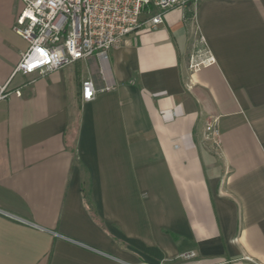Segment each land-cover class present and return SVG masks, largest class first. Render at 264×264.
Wrapping results in <instances>:
<instances>
[{"label": "crops", "instance_id": "obj_1", "mask_svg": "<svg viewBox=\"0 0 264 264\" xmlns=\"http://www.w3.org/2000/svg\"><path fill=\"white\" fill-rule=\"evenodd\" d=\"M20 7L0 0V83L27 46ZM142 16L105 58L12 77L0 264H264V0H198L152 28ZM200 35L212 59L194 71ZM86 78L97 92L82 101Z\"/></svg>", "mask_w": 264, "mask_h": 264}, {"label": "built area", "instance_id": "obj_2", "mask_svg": "<svg viewBox=\"0 0 264 264\" xmlns=\"http://www.w3.org/2000/svg\"><path fill=\"white\" fill-rule=\"evenodd\" d=\"M198 0H19L21 7L11 30L27 44L9 78L0 83V101L11 92L10 81L16 73L43 74L87 57L105 58L106 53L121 44L137 30L141 16H147L149 27L162 23L165 12L173 7L187 8ZM190 55L192 70L211 61L203 36ZM108 89L100 88L98 91ZM19 94L18 90L14 91ZM97 90L90 78L80 85V99L89 101ZM202 138L214 153L220 151V133L216 118L204 123ZM4 213V212H2ZM6 214V213H4ZM11 216L10 214H6ZM194 251L181 254L183 258Z\"/></svg>", "mask_w": 264, "mask_h": 264}, {"label": "rangeland", "instance_id": "obj_3", "mask_svg": "<svg viewBox=\"0 0 264 264\" xmlns=\"http://www.w3.org/2000/svg\"><path fill=\"white\" fill-rule=\"evenodd\" d=\"M143 16H145V15H143ZM143 16H142V17H143Z\"/></svg>", "mask_w": 264, "mask_h": 264}]
</instances>
